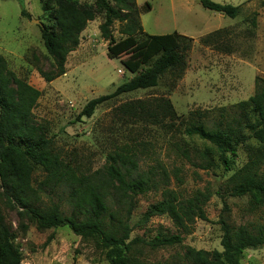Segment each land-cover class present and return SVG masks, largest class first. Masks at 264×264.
<instances>
[{"label":"rangeland","instance_id":"rangeland-1","mask_svg":"<svg viewBox=\"0 0 264 264\" xmlns=\"http://www.w3.org/2000/svg\"><path fill=\"white\" fill-rule=\"evenodd\" d=\"M50 0L0 1V56L8 70L40 92L32 114L37 123L47 128L56 153L78 173L91 174L104 167L108 154L133 148L140 172L155 169L165 172V186L135 199L129 240L146 241L158 233L181 234V245L171 248L141 250L139 258L146 264L178 262L186 247L207 252L221 251V221L249 229L261 224L264 206L253 208L249 197H230L225 182L231 173L222 168L201 170L195 152L205 144L186 137L182 130L193 112L215 116L220 108H228L254 95V79H264V0H211L218 4L238 6L235 19L203 9L198 0H135L140 11L142 32L135 43L117 54L109 51L108 42L99 34L102 15L90 22L79 36V44L66 58L65 73L51 82L43 78L52 72V61L40 36L41 24H48L43 3ZM91 3L90 0H72ZM24 10L27 18L20 16ZM254 20L255 26H252ZM113 26L116 43L125 38ZM176 32L191 39L181 75L168 72L156 87L124 94L98 106L90 118L78 117L85 104L97 97L111 94L115 88L132 78L151 62H143L148 36ZM214 38L204 43V39ZM144 46V47H143ZM158 56L156 53L152 59ZM166 98L179 116L176 131L149 123H136L119 117L116 108L133 100ZM253 144V143H251ZM181 149L189 152L183 157ZM246 162V151L239 148L234 170ZM35 168L31 185L43 180ZM161 181V177L157 176ZM175 192L179 198H190L195 192L208 191L211 196L204 207L205 220H196L188 234L178 230L167 216L153 217L139 225L147 208L160 201L162 190ZM66 188L40 193V206L59 204L65 216L73 214ZM39 204V203H38ZM0 214L3 224L13 236V245L21 255V264H108L103 253L91 240L75 236L67 228L40 231L22 210L9 208L0 188ZM80 218V217H79ZM241 264H264V248L248 250Z\"/></svg>","mask_w":264,"mask_h":264},{"label":"trees","instance_id":"trees-1","mask_svg":"<svg viewBox=\"0 0 264 264\" xmlns=\"http://www.w3.org/2000/svg\"><path fill=\"white\" fill-rule=\"evenodd\" d=\"M90 1L43 3L42 10L48 12V24L40 26V36L53 67L51 73L43 76L46 82L65 73L67 56L78 46L81 32L98 16L103 17L98 26L100 37L108 42L110 53L117 54L135 43L134 36L142 32L139 13L150 10L148 4L139 10L135 0ZM198 2L203 9L229 19H235L239 13L238 6L211 0ZM20 16L27 18L28 14L21 10ZM116 22L118 33L125 38L119 43L112 35ZM251 23L254 27V20ZM213 38L214 34L209 35L203 42ZM146 41L143 62L151 60L150 64L111 94L88 101L79 118H90L98 106L121 95L156 87L168 72L181 75L191 48L190 38L173 32L151 35ZM156 53L158 56L153 60ZM254 87L253 96L218 109L211 118L204 112H192L182 133L205 144L203 150L195 152L199 162L194 164L196 167L205 171L222 168L225 173H231L225 182L227 195L248 196L253 208H258L264 206V79L256 77ZM39 97L40 92L8 70L0 56V188L6 205L22 210L40 231L65 227L73 235L91 240L108 264H146L140 260L141 250L135 249L136 246L154 251L181 245V234L158 233L148 241L129 240L135 199L165 186L168 179L165 172L158 173L155 169L140 172L135 151L125 146L108 154L102 169L91 174L78 173L56 153L46 126L35 121L32 110ZM115 112L127 121L158 125L172 132L176 131L175 122L179 120L166 98L129 101L119 105ZM241 147L246 151V162L234 170V160ZM180 151L185 159H190L188 150ZM37 167L44 178L33 188L31 178ZM63 188L69 191L72 215H63L56 203L40 206V193ZM161 195L160 201L147 208L139 225L147 224L153 217L167 216L180 232L188 234L196 220L206 219L204 207L211 196L208 191H197L187 199L179 198L168 189H163ZM221 230V251L186 247L178 262L163 264H241L246 251L264 248V218L252 229L221 221ZM0 264H21V255L13 245V236L3 224L1 214Z\"/></svg>","mask_w":264,"mask_h":264},{"label":"water","instance_id":"water-1","mask_svg":"<svg viewBox=\"0 0 264 264\" xmlns=\"http://www.w3.org/2000/svg\"><path fill=\"white\" fill-rule=\"evenodd\" d=\"M33 22L37 23L39 25V27L42 25L41 23H38L37 21H33Z\"/></svg>","mask_w":264,"mask_h":264}]
</instances>
